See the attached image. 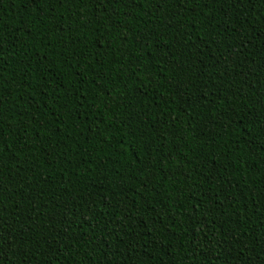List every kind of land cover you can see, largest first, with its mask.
Masks as SVG:
<instances>
[{
  "label": "trees",
  "instance_id": "16d2710c",
  "mask_svg": "<svg viewBox=\"0 0 264 264\" xmlns=\"http://www.w3.org/2000/svg\"><path fill=\"white\" fill-rule=\"evenodd\" d=\"M0 264H264V0H0Z\"/></svg>",
  "mask_w": 264,
  "mask_h": 264
}]
</instances>
